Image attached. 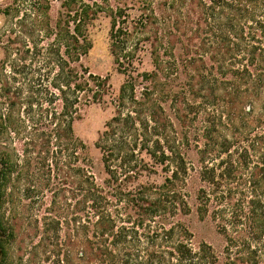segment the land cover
Wrapping results in <instances>:
<instances>
[{
	"label": "trees",
	"instance_id": "16d2710c",
	"mask_svg": "<svg viewBox=\"0 0 264 264\" xmlns=\"http://www.w3.org/2000/svg\"><path fill=\"white\" fill-rule=\"evenodd\" d=\"M57 1L54 24L48 4L33 8L32 32L53 36L59 71L40 90L44 99L30 95L24 108L31 113L37 103L48 128L39 158L46 189H54L52 166L62 173L50 209H59L57 198L69 208L64 194H72L71 218L44 222L45 240H56L55 263L264 264V0ZM101 16L110 19L109 53L124 80L94 143L105 175L99 183L72 125L110 94L108 77L81 64ZM143 56L151 70H138ZM179 64L190 73L178 120L199 122L193 138L176 131L165 108L178 97L168 80ZM10 117L0 114V126L17 132ZM29 154L22 169L34 162ZM17 165L0 152V213ZM192 214L213 224L220 249L193 243Z\"/></svg>",
	"mask_w": 264,
	"mask_h": 264
},
{
	"label": "rangeland",
	"instance_id": "374dc122",
	"mask_svg": "<svg viewBox=\"0 0 264 264\" xmlns=\"http://www.w3.org/2000/svg\"><path fill=\"white\" fill-rule=\"evenodd\" d=\"M38 2L39 6H37ZM34 3L37 4L36 7ZM109 3L116 4L115 0H109ZM47 4L50 23L54 24L60 11V2L57 0H48L47 3L43 0H0V10H4L8 5L12 8L8 15L0 13V114H3V120L5 116L11 115V122L14 125L10 126H19L17 132L0 126V152L10 154L18 164L7 185L5 194L8 198L0 213V232L3 235L1 264H56L57 257L54 253L56 240L50 237L49 241L45 240V218L70 219L72 216L71 193L64 194L63 201L70 204L69 208L61 204L60 198H57L59 209L56 211L50 209L53 192L60 186L62 173L52 166L49 179L50 187L53 186L54 189L52 192L46 189L44 185L48 182L43 175L46 168L41 166L39 158L43 156L42 133H46L48 128H45L46 124L43 125V122H38L37 103L33 104L31 113L27 114L24 111L27 106L25 100L30 95L37 101L44 99L43 92L41 93L40 90L45 86L51 88L50 85L59 71L57 67L59 58L53 36L50 39L43 33L32 32L37 19L33 8L36 10L39 8L38 12H41L47 8ZM109 31L108 17L101 16L93 22L92 27L89 28L91 49L87 56L81 59V64L94 75L108 77L111 86L110 94L100 104L83 108L81 119L74 121L72 125L74 134L86 145L91 171L99 183L105 175L101 155L94 147V143L103 131L104 124L114 114L113 103L124 80V76L116 71L113 58L109 53ZM70 66H73V63H70ZM151 69L149 57L143 56L138 70ZM172 70L174 76H171L168 81L178 97L176 103L168 101L165 108L174 122L176 131L193 138L199 122L185 120L183 123L178 120V116L185 115L184 110L182 111L185 106L182 100L184 97L178 93L185 91H181L180 88L185 89L189 82V67L179 64L176 69L173 68L170 71ZM54 92L58 94V91L54 90ZM42 106V108L47 107V103H43ZM53 106L57 108L59 102ZM5 124L7 125V122ZM51 128L53 125L50 126ZM51 149L52 152H56V147L52 146ZM24 150H28L31 153L29 155L34 158V162L27 169H22L26 155ZM189 156L194 157V152L190 151ZM186 221L193 233L194 244L206 241L215 249L223 246V240L214 232L211 222L200 221L194 214L188 216ZM54 235L53 232L49 233V236L54 237Z\"/></svg>",
	"mask_w": 264,
	"mask_h": 264
},
{
	"label": "flooded vegetation",
	"instance_id": "af4514ba",
	"mask_svg": "<svg viewBox=\"0 0 264 264\" xmlns=\"http://www.w3.org/2000/svg\"><path fill=\"white\" fill-rule=\"evenodd\" d=\"M2 241H3V235L0 232V264H1L2 258H3V245H2Z\"/></svg>",
	"mask_w": 264,
	"mask_h": 264
}]
</instances>
